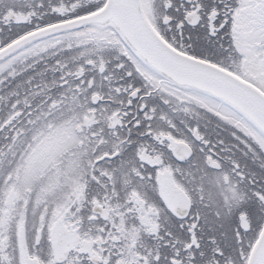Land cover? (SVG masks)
<instances>
[{"label":"flooded vegetation","instance_id":"flooded-vegetation-1","mask_svg":"<svg viewBox=\"0 0 264 264\" xmlns=\"http://www.w3.org/2000/svg\"><path fill=\"white\" fill-rule=\"evenodd\" d=\"M107 2L0 0V264H248L264 133L111 27L74 25ZM172 51L264 95L242 61Z\"/></svg>","mask_w":264,"mask_h":264},{"label":"snow or ice","instance_id":"snow-or-ice-1","mask_svg":"<svg viewBox=\"0 0 264 264\" xmlns=\"http://www.w3.org/2000/svg\"><path fill=\"white\" fill-rule=\"evenodd\" d=\"M149 2L152 23L171 48L160 44L156 32L142 17L136 18L135 26L144 40L161 55L168 56L172 63L191 64L184 57L175 56L172 49L221 67H228V61H242L249 72L264 80V0ZM128 76L131 79L132 74Z\"/></svg>","mask_w":264,"mask_h":264},{"label":"water","instance_id":"water-1","mask_svg":"<svg viewBox=\"0 0 264 264\" xmlns=\"http://www.w3.org/2000/svg\"><path fill=\"white\" fill-rule=\"evenodd\" d=\"M137 17H142L150 27L139 0H108L99 13L78 20L74 22V25L99 23L111 27L150 64L175 78L177 83L208 93L231 104L264 133L263 94L251 91L244 84L208 64L190 59H185V61H191V64L172 63L168 56L161 55L160 51L144 40L142 33L135 26ZM54 31L59 30L54 29ZM160 44L167 47L161 40ZM175 56L179 57L176 54ZM197 65L204 67L197 68L195 67ZM217 76L219 78H216ZM248 264H264V227L251 252Z\"/></svg>","mask_w":264,"mask_h":264}]
</instances>
